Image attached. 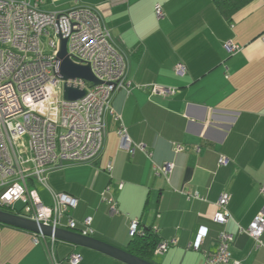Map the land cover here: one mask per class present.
<instances>
[{
  "label": "crops",
  "instance_id": "obj_1",
  "mask_svg": "<svg viewBox=\"0 0 264 264\" xmlns=\"http://www.w3.org/2000/svg\"><path fill=\"white\" fill-rule=\"evenodd\" d=\"M77 4L96 8L128 53L133 88L115 92L120 121L109 118L107 144L94 164H65L32 188L48 206L58 194L78 199L69 215L80 223L92 217V236L117 247L127 250L134 222L136 232H157L160 243L177 240L165 253L155 252L157 264H204L202 251L214 252L223 230L233 236L232 262L264 264V234L259 245L241 233L264 211V0H253L230 19L217 0H44L40 9ZM180 64L183 76L176 74ZM156 85L176 93L154 94ZM121 124L145 150L122 148ZM221 157L227 165H220ZM169 165L168 174L155 169ZM107 189L116 215L103 201ZM224 193L231 196L230 218L222 226L213 216ZM203 229L202 251L190 249ZM56 251L62 264H70L72 253L80 255L79 264H126L61 241ZM0 264H50L44 238L2 225Z\"/></svg>",
  "mask_w": 264,
  "mask_h": 264
},
{
  "label": "built area",
  "instance_id": "obj_2",
  "mask_svg": "<svg viewBox=\"0 0 264 264\" xmlns=\"http://www.w3.org/2000/svg\"><path fill=\"white\" fill-rule=\"evenodd\" d=\"M43 1L0 0V210L92 236V217L80 223L69 215L70 210L78 207V199L58 194L54 205L48 206L31 183L45 185L47 174L65 164H94L101 157L107 144L109 118L120 121L112 105L114 94L133 88L129 80V55L96 8L77 4L68 10L47 12L40 9ZM156 14L158 18L164 16L161 7ZM44 38L49 39L48 44ZM62 39L67 40L70 59L76 64L90 65L101 84L82 78L64 79L58 60ZM226 49L230 53L236 50L231 43ZM185 72L184 65L177 66V75L183 76ZM65 86L84 90L86 95L68 101L64 97ZM152 92L171 96L176 89L156 85ZM118 134L123 149L131 153L137 147L145 150L142 145L134 144L122 124ZM176 149L183 148L179 145ZM147 154L149 158L152 156L148 151ZM228 162L226 157L219 160L221 166ZM170 168V165L155 167L158 173L164 174ZM261 192L264 194V184ZM108 193V189L103 192V201L110 204L111 214L116 215L117 203L106 196ZM230 199L228 193L220 197V210L213 216L215 223L227 224ZM136 227L134 222L133 235L137 233ZM241 233L263 245L264 211ZM206 234V230H200L189 248L202 251ZM41 237L45 240L49 263L62 264L56 251L58 241ZM232 241L231 234L221 231L217 249L210 253L202 251L204 264H240L232 262ZM176 243L177 240L160 243L155 252L163 254ZM80 260L76 253L68 257L70 264H79Z\"/></svg>",
  "mask_w": 264,
  "mask_h": 264
},
{
  "label": "water",
  "instance_id": "obj_3",
  "mask_svg": "<svg viewBox=\"0 0 264 264\" xmlns=\"http://www.w3.org/2000/svg\"><path fill=\"white\" fill-rule=\"evenodd\" d=\"M58 60L60 61V72L65 80L82 78L96 85L102 83L95 77L90 65L76 64L70 59L67 52L66 39L61 40ZM85 95L86 91L84 90L65 86L64 97L68 101H76ZM0 223L29 231L37 236L55 238L57 241L94 249L126 264H157L156 262L144 260L128 252L126 249L99 240L93 236H85L74 230L54 228L53 226L39 223L6 210H0Z\"/></svg>",
  "mask_w": 264,
  "mask_h": 264
},
{
  "label": "trees",
  "instance_id": "obj_4",
  "mask_svg": "<svg viewBox=\"0 0 264 264\" xmlns=\"http://www.w3.org/2000/svg\"><path fill=\"white\" fill-rule=\"evenodd\" d=\"M253 0H217V5L223 15L230 19L233 14L247 6ZM159 235L153 229H147L144 232H137L133 235L127 251L144 260L155 262L154 254L157 246L160 244Z\"/></svg>",
  "mask_w": 264,
  "mask_h": 264
},
{
  "label": "rangeland",
  "instance_id": "obj_5",
  "mask_svg": "<svg viewBox=\"0 0 264 264\" xmlns=\"http://www.w3.org/2000/svg\"><path fill=\"white\" fill-rule=\"evenodd\" d=\"M44 42H45V44H48V41H49V39L48 38H44V40H43ZM47 51H49V48H48V46H47ZM17 207H18V209H20L21 208V204L20 203H18L17 204Z\"/></svg>",
  "mask_w": 264,
  "mask_h": 264
}]
</instances>
